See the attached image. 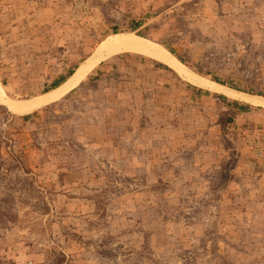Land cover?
<instances>
[{"label":"rangeland","instance_id":"obj_1","mask_svg":"<svg viewBox=\"0 0 264 264\" xmlns=\"http://www.w3.org/2000/svg\"><path fill=\"white\" fill-rule=\"evenodd\" d=\"M125 33L264 100V0H0V264H264L263 104L123 51L18 107Z\"/></svg>","mask_w":264,"mask_h":264},{"label":"bare ground","instance_id":"obj_2","mask_svg":"<svg viewBox=\"0 0 264 264\" xmlns=\"http://www.w3.org/2000/svg\"><path fill=\"white\" fill-rule=\"evenodd\" d=\"M101 50L102 51H100V53L97 56L86 60L76 70V72L70 77L69 80H67L66 82H63L61 85L57 87H54V89L42 95L40 98L38 99L36 98V100L31 99L32 101H27L22 104L20 103L21 105L18 107L19 108L24 107L27 109L38 108L48 102H51V101H54L60 98L62 95H64L69 90L77 87L81 83V81L85 78V76L99 62L109 58L110 56L116 53H120L123 51H133V52L142 53V54L151 56L163 63H166L171 68H173L176 72L182 75L185 79H187L188 81L194 84L205 86L219 93H223L226 95H232L237 98L247 99L250 102L259 103V104L264 105V100L262 101L259 100L257 96L246 95L243 92L234 91L231 88H227L221 84L209 82L204 77L196 75L191 70L186 68V66L168 49H166L165 47L151 40L138 36L136 34H126L125 33V34H117V35L110 36L103 42L101 46ZM0 90H2L1 84H0Z\"/></svg>","mask_w":264,"mask_h":264},{"label":"trees","instance_id":"obj_3","mask_svg":"<svg viewBox=\"0 0 264 264\" xmlns=\"http://www.w3.org/2000/svg\"><path fill=\"white\" fill-rule=\"evenodd\" d=\"M183 61V60H182ZM74 71H71L70 73H69V76L73 73ZM62 81L61 82H63L64 80H66V78H63V79H61ZM215 81H217V82H220V83H222V84H225L224 82H222V81H220V80H218V79H215ZM60 82V83H61ZM59 83V84H60ZM58 84H56L55 86H57Z\"/></svg>","mask_w":264,"mask_h":264}]
</instances>
